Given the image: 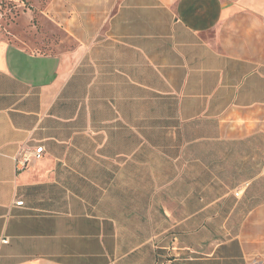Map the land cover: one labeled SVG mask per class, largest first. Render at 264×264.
<instances>
[{"label": "crops", "instance_id": "obj_1", "mask_svg": "<svg viewBox=\"0 0 264 264\" xmlns=\"http://www.w3.org/2000/svg\"><path fill=\"white\" fill-rule=\"evenodd\" d=\"M0 6V264H264V0Z\"/></svg>", "mask_w": 264, "mask_h": 264}, {"label": "built area", "instance_id": "obj_2", "mask_svg": "<svg viewBox=\"0 0 264 264\" xmlns=\"http://www.w3.org/2000/svg\"><path fill=\"white\" fill-rule=\"evenodd\" d=\"M0 10L2 7L0 6ZM44 152V146L37 147L33 152H23L15 160L17 170H25L32 159L41 158ZM238 195V194H237ZM16 205H23V200H17ZM4 241H7L6 239Z\"/></svg>", "mask_w": 264, "mask_h": 264}]
</instances>
